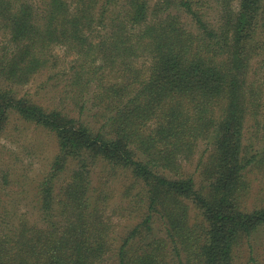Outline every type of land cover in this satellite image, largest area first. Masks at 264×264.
<instances>
[{
  "label": "trees",
  "instance_id": "trees-1",
  "mask_svg": "<svg viewBox=\"0 0 264 264\" xmlns=\"http://www.w3.org/2000/svg\"><path fill=\"white\" fill-rule=\"evenodd\" d=\"M13 119L55 150L1 173L0 264H264V0H0Z\"/></svg>",
  "mask_w": 264,
  "mask_h": 264
},
{
  "label": "rangeland",
  "instance_id": "rangeland-1",
  "mask_svg": "<svg viewBox=\"0 0 264 264\" xmlns=\"http://www.w3.org/2000/svg\"><path fill=\"white\" fill-rule=\"evenodd\" d=\"M55 52L61 57L63 48L57 46ZM57 66L47 74H39L21 90L36 98L49 100L54 95L51 83L56 82L55 76L66 68L67 59L62 56L57 59ZM47 75H53V79H47ZM18 119H13L7 126L4 136L0 139V176L7 170L5 177L8 190H34L35 185L41 179L44 171L55 150V141L46 131L32 124L22 126V132L14 125L21 124ZM21 131V130H20ZM3 180L0 179V182Z\"/></svg>",
  "mask_w": 264,
  "mask_h": 264
}]
</instances>
